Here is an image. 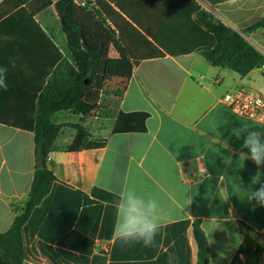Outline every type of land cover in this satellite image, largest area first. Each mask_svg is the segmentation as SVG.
Here are the masks:
<instances>
[{
	"label": "crops",
	"instance_id": "0c3cea01",
	"mask_svg": "<svg viewBox=\"0 0 264 264\" xmlns=\"http://www.w3.org/2000/svg\"><path fill=\"white\" fill-rule=\"evenodd\" d=\"M105 1L149 32L150 41L174 52L193 45L186 9L174 6L179 0ZM194 1L264 56V27L250 30L264 17V0ZM26 3L0 1V66L7 69L8 84L0 88V233L10 230L33 185L39 96L58 63L70 58L55 7L34 17ZM112 57L120 60L115 50ZM239 88L264 92L263 71L243 77L212 66L198 52L166 55L134 66L116 106L94 126L85 119L96 138L108 140L105 147L70 151L71 125L81 115L68 114L79 121L62 123L49 155L57 180L22 229L26 264H195L196 221L211 241L210 264H231L243 241L241 223L264 242V202L250 194V188L259 192L264 185V158L257 164L242 147L249 131L264 133V123L236 114L224 102L226 93ZM120 112L148 113L147 131L113 133ZM241 153L249 158L240 159ZM128 190L158 201L159 230L150 246L114 233L117 203Z\"/></svg>",
	"mask_w": 264,
	"mask_h": 264
},
{
	"label": "trees",
	"instance_id": "16d2710c",
	"mask_svg": "<svg viewBox=\"0 0 264 264\" xmlns=\"http://www.w3.org/2000/svg\"><path fill=\"white\" fill-rule=\"evenodd\" d=\"M104 1L27 0V8L34 17L52 6L55 7L67 39L70 58H63L58 63L39 96L35 126L34 181L26 205L16 216L12 227L8 232L0 233V264H26L23 226L57 180L54 169L50 168L49 155L65 124L55 122L54 116L63 112L82 116L80 123L71 125L75 135L70 151L107 145V139L96 138L83 124L84 117L100 108L112 50L117 52L128 72L144 60L193 52L200 53L212 66L228 68L243 77L261 68L264 63L263 54L252 47L242 34L194 0H179L174 4L177 8L186 9V20L193 28V45L177 52L162 45L159 40L150 41L147 34L149 32L137 29L105 1L122 20L124 27L116 23L105 8ZM262 27L264 17L250 30ZM149 117L148 113L143 112H120L113 133H145ZM241 227L243 241L231 264H263L262 235L244 223H241ZM191 234L196 250L195 264H210L208 238L201 221L193 224Z\"/></svg>",
	"mask_w": 264,
	"mask_h": 264
},
{
	"label": "clouds",
	"instance_id": "9594fccd",
	"mask_svg": "<svg viewBox=\"0 0 264 264\" xmlns=\"http://www.w3.org/2000/svg\"><path fill=\"white\" fill-rule=\"evenodd\" d=\"M230 3H235V0H230ZM6 77L7 69L0 66V88L5 90L8 87ZM233 134L239 137L240 132L234 130ZM262 135L264 133L249 131L242 145V147L250 149V158L257 164L264 158V143H261ZM248 158L247 154L241 153L240 159L246 160ZM260 176L261 173L258 170L252 177L251 184L254 185L259 182ZM250 194L264 202V185L261 186L259 192L250 188ZM245 198H249L247 193ZM157 209L158 201L156 199L145 201L142 197L137 196L134 191H126L123 200H118L117 203L119 222L114 226V233L122 241H143L145 246H150L159 230V224L154 216ZM220 255L221 257L224 256L223 253Z\"/></svg>",
	"mask_w": 264,
	"mask_h": 264
},
{
	"label": "rangeland",
	"instance_id": "374dc122",
	"mask_svg": "<svg viewBox=\"0 0 264 264\" xmlns=\"http://www.w3.org/2000/svg\"><path fill=\"white\" fill-rule=\"evenodd\" d=\"M108 65L109 68L106 71L105 86L102 92L100 108L92 115L84 117L91 126H94L96 124L97 117H102L110 110V107L116 106L117 102L120 100L122 91L127 81L128 70L121 60L112 57ZM68 114L71 113H59L54 116L53 120L61 124L66 121H79L78 118H71V116H69ZM80 118H82V116ZM63 139L64 138H60V141H58V143H62ZM25 205L22 207V209L25 207Z\"/></svg>",
	"mask_w": 264,
	"mask_h": 264
},
{
	"label": "built area",
	"instance_id": "2783aa9c",
	"mask_svg": "<svg viewBox=\"0 0 264 264\" xmlns=\"http://www.w3.org/2000/svg\"><path fill=\"white\" fill-rule=\"evenodd\" d=\"M260 69L264 74V63ZM223 100L236 114L264 123V92L239 88L226 93Z\"/></svg>",
	"mask_w": 264,
	"mask_h": 264
}]
</instances>
